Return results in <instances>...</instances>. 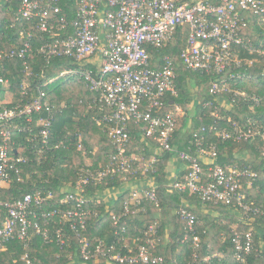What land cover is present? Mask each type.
<instances>
[{
  "label": "built area",
  "instance_id": "1",
  "mask_svg": "<svg viewBox=\"0 0 264 264\" xmlns=\"http://www.w3.org/2000/svg\"><path fill=\"white\" fill-rule=\"evenodd\" d=\"M11 1L19 3L20 16L32 23L33 29L51 36L37 49L38 56L48 62L54 58H69L79 64V68L64 71L61 76L79 77L91 92L99 95L98 100H94L100 113L95 121L107 134L116 152L110 156L112 166L83 167L75 188L62 189L59 199L53 191L38 190L5 202L3 189L10 185L13 176L22 181L21 166L32 162L29 156L24 155V146L12 154L14 130L26 134L38 164L43 163L50 151L68 149L64 144L52 143L51 129L56 110L47 101L43 88L54 80L38 85V94L31 101L24 103L21 100L22 103L16 106H9L10 101L0 104V215H3L0 252L13 240H19L28 249L35 235L46 243L56 239L62 250L71 246V232L81 244V258L85 262L104 259L108 264H163L164 258L152 252L158 245L156 224L145 231L144 240L139 239L145 243L135 253L129 251L124 254L123 247L118 249L116 242L108 244L104 240H99L93 248L83 233L88 230V220L99 217L92 206L102 204L99 198L88 194L87 187L108 185L110 177L121 176V181L130 185L132 192L130 199L124 202V215L113 216L114 226L117 227L122 216L131 212L132 205L135 207L133 212H139L144 201L158 206V186L153 178L148 177L149 173L155 176L159 158L165 152L175 153L186 164L183 179H177L168 186L171 192L188 191L199 198L202 207L210 203L225 204L237 205L246 213L253 211L245 203L246 195L240 192V188L245 179H249L248 185L251 186L259 174L247 168L218 166L216 145H206L202 134L214 131L218 138L237 142L261 137L264 143L263 127L256 125V130L254 127L243 128L237 122L226 120L219 107L215 106L211 112L212 126L202 128L201 135H194V145L191 142L194 152L176 150L171 141L179 119L186 115V109L173 102L172 109L164 111L166 98L178 97L176 62L173 57L166 56L161 67L154 69L148 48L166 46L174 41L178 26L189 25L187 45L180 54L183 65L191 71L217 78L212 80L210 87V93L216 99L221 93L234 92L235 96L260 106L262 99L231 91L228 80L250 77L238 70L244 69L246 64L251 67L259 58L264 59V0H77L76 17L72 20L61 7L63 0ZM250 15L260 18L262 31L257 42L246 36L251 25ZM27 37L22 48L0 53V64L3 65L5 59L16 57L26 64L27 58L35 56L31 45L32 33ZM244 53L253 59L246 61L242 56ZM88 65L97 67V72L86 68ZM227 73H230L229 78H223ZM2 74L0 84L8 88L10 82L5 72ZM26 74L31 76L29 70ZM28 87L25 82L22 93L25 96L28 95ZM218 104L224 106L227 102ZM205 106L212 107V104ZM44 110L46 115H41L33 126L35 115L42 114ZM223 120L231 123V129L219 127ZM17 121H22V124ZM132 121L143 124L144 147L141 153L136 146L130 150L129 123ZM152 143L155 145L153 148ZM79 149H82L81 144ZM148 149L152 153L149 157ZM130 177L135 178L131 180ZM138 181H143V184L133 185ZM54 203L59 206L50 209ZM255 213L259 211L255 210ZM177 214L186 222L184 241L192 239L198 247L201 242L196 235L198 217L184 205ZM125 233V227L121 232L116 231L121 235V241L125 239ZM233 244L236 260L244 262L253 249L252 233L236 231ZM210 259L208 255L200 262L199 256L194 254V264H203Z\"/></svg>",
  "mask_w": 264,
  "mask_h": 264
},
{
  "label": "trees",
  "instance_id": "2",
  "mask_svg": "<svg viewBox=\"0 0 264 264\" xmlns=\"http://www.w3.org/2000/svg\"><path fill=\"white\" fill-rule=\"evenodd\" d=\"M77 3V0L61 2V7L69 20L76 17ZM18 10V2L0 0V53L22 48L28 39L27 34L32 33L31 45L35 56L27 58L26 64L17 57L5 59L3 65L0 64V68L5 66L4 70L0 71V75L5 72L6 78L10 82L8 88L0 84V104L5 103L7 95H10L11 104L9 106H16L22 103L21 100L24 103L31 101L38 94V85L54 80L43 88L47 93V101L56 110L51 129L52 143L64 144L68 150L54 149L48 153L42 164H38L37 156L26 140V134L14 130L12 154L15 155V149L24 146L26 148L24 155L29 156L32 162L21 166L22 181H18L15 176L12 177L13 181L3 189V200L5 202L13 201L38 190L53 191L57 195L56 198L59 199L62 189L69 190L71 188L73 190L75 188L78 179H80L81 169L85 167V156L95 159L96 168L99 164H101L99 167L112 166L113 162L110 156L115 154L116 149L107 134L95 121L100 113L94 100H98L99 95L91 92L83 79L61 76L64 71L79 68V64L69 58H54L48 62L38 56L37 49L49 41L51 36L33 29L32 23L22 18ZM248 19L251 20V25L246 36L257 42L262 31L260 18L250 15ZM189 32V25L178 26L174 32L173 42L162 48H148L152 56V68H160L166 56L173 57L176 62L178 97L168 96L164 111L171 110L172 104L175 102L186 109V115L178 121L177 131L171 141L172 146L178 151L193 153L194 147L191 142L194 145V135L196 133L201 135L202 128L212 126L211 112L215 106L219 107L221 115L226 120L237 122L243 128L254 127L255 130L257 129L255 126L259 125L263 127L264 131V59L259 58L251 67L246 64L244 69L238 70L250 77H244L237 81L228 80L231 91H240L250 97H259L263 100L261 105L255 106L251 101L235 96L234 92H226L219 95L222 102H227L226 105L221 106L218 104L219 98L216 99L210 93L211 82L217 78L191 71L181 62L180 54L187 45ZM242 56L246 61L253 59L248 53H244ZM86 68L97 72V67L93 65H88ZM28 70L31 76L26 74ZM229 75L230 73H227L222 77L229 78ZM61 79H64L63 83H60ZM25 82L29 85L27 96L22 94ZM210 102L212 107H206L205 105ZM64 104L66 105L64 106ZM191 104L194 109L192 115L188 109ZM41 115H46V111L35 115L33 126H36L37 119ZM226 120L221 121L219 125L223 130L231 129V123ZM17 122L21 123L22 121ZM142 127L143 124H135L134 121L129 123L132 137L130 150L136 146L140 148L139 153L144 147ZM202 135L206 145H216L218 155L216 164L218 166L247 168L259 174L258 180L254 181L251 186L248 185L249 179H245L240 188V192L246 195L245 203L253 211L246 213L237 205H214L212 203L208 204L206 208H202L199 198L190 195L188 191L170 193L165 185L167 182L166 170L172 156L177 155L165 152L159 158L155 176L149 173L148 177V179L153 178L158 185V206L154 202L144 201L140 211L133 212L135 207L132 205L131 212L122 216L117 227L113 225V216L124 215V202L130 199L132 193L131 190L130 192L126 191L125 194L120 192L123 185L121 176L108 178V185L87 187L88 194L92 196L98 192L106 193V191L114 196L113 204L110 201L108 203L112 204L109 208H107V203L92 206V209L96 208L99 217L88 220V230L83 235L90 241L93 248L99 240H104L108 244L116 242L118 249L123 247L124 254L129 251L135 253L138 247L145 243L139 239L144 240L145 231L151 225L156 224L158 226V245L152 249V252L155 256L164 258L163 264H194L195 253L199 256L200 262H203V259L208 255L211 256L210 261L203 264H264V143L261 137H257L254 141L237 142L232 139L218 138L214 131ZM80 144L82 149H79ZM153 147H155L154 143H152ZM147 151L148 157L151 156V150ZM184 174L179 180L183 179ZM134 178L130 177L131 180ZM182 205L187 206L198 217L199 224L196 226V235L201 240L198 247L194 245L192 239L184 241L186 222L177 214ZM58 206L59 204L54 203L49 208ZM255 210H258L259 213H255ZM1 220H3L2 214L0 222ZM235 224L237 226L233 227ZM123 227L126 228V233L124 234L125 239L121 241V235H117L116 231L121 232ZM67 230L69 232L68 228ZM236 231L243 234L252 233L253 249L245 257L244 262L237 261L235 258L236 248L233 238ZM70 235L71 246H66L62 250L56 239L46 243L37 235L32 238L28 249H25L19 240H13L7 243L3 251L0 252V264H29L28 261L30 264H108V261L104 259H92L85 262L81 258L80 242L73 233L70 232ZM26 255L27 259H25Z\"/></svg>",
  "mask_w": 264,
  "mask_h": 264
},
{
  "label": "crops",
  "instance_id": "3",
  "mask_svg": "<svg viewBox=\"0 0 264 264\" xmlns=\"http://www.w3.org/2000/svg\"><path fill=\"white\" fill-rule=\"evenodd\" d=\"M5 11H7V10H5ZM5 103H6V101H5ZM90 166H93L94 168L96 167V165H90ZM166 171H167V182H166L165 185H166V187H168L169 185L173 184L175 180L180 179L182 174H184V173L186 174V164L183 161H181L179 159V157L172 156V158H171V160H170V162H169V164L167 166V170ZM142 182L134 183L133 185H139L140 186ZM130 188H131L130 185H126V184L123 183L120 192L122 194H125L126 191L130 192ZM168 191L171 193V191L169 189H168ZM95 196L97 198H99L100 201H102V204L103 203H107V208H109V206L113 204L112 200L114 199V196L112 194L108 193V192L103 193V194H100L98 192V193H95L94 197ZM109 201L112 202V204H108ZM202 208H206V207H202ZM240 219L242 220L243 218L241 217ZM236 226L237 225L235 224L233 227H236Z\"/></svg>",
  "mask_w": 264,
  "mask_h": 264
},
{
  "label": "rangeland",
  "instance_id": "4",
  "mask_svg": "<svg viewBox=\"0 0 264 264\" xmlns=\"http://www.w3.org/2000/svg\"><path fill=\"white\" fill-rule=\"evenodd\" d=\"M63 82H64V79H61V80H60V83H63ZM5 101H10V95H7V96H6V99L4 100V102H5ZM218 101H219V102H222V100H221L220 98H219ZM188 109H189L191 115L194 114V112H193L194 109H193L192 104L188 106ZM84 165H85V166L95 165V159H93L92 157L85 156ZM100 165H101V164H99L97 167H99ZM141 185H142V183H141ZM130 190H131V188H130Z\"/></svg>",
  "mask_w": 264,
  "mask_h": 264
}]
</instances>
